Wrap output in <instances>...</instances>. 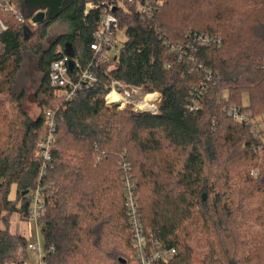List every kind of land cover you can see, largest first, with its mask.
Masks as SVG:
<instances>
[{
    "label": "trees",
    "instance_id": "1",
    "mask_svg": "<svg viewBox=\"0 0 264 264\" xmlns=\"http://www.w3.org/2000/svg\"><path fill=\"white\" fill-rule=\"evenodd\" d=\"M158 2L151 21L115 14L126 32L118 57L95 67L97 83L67 102L51 88L50 68L63 53L85 65L93 59L90 45L101 10L88 15L85 10L101 0H18L27 21L45 13L36 30L4 18L0 264L28 259L27 238L10 232L11 218L17 213L27 221L30 196L23 194L41 185L46 264H138L125 202L127 177L137 187L148 248L177 249L169 264H264V132L255 133L228 113L237 108L253 121L264 115V0ZM58 22H67L69 33L44 47ZM199 35L218 42L201 47ZM190 36L193 52L187 48ZM28 51L42 76L37 90L44 110L34 120L22 105L25 92L17 91ZM206 70L214 78L210 84ZM112 81L145 94L162 93L160 113L107 109ZM204 82L206 92L198 97ZM196 96L203 107L193 113L189 105ZM46 111L55 112L57 128L51 163L41 178L44 162L36 144L46 134ZM13 185L17 201L12 202ZM198 229L206 236L198 247L206 251L199 263L191 243Z\"/></svg>",
    "mask_w": 264,
    "mask_h": 264
},
{
    "label": "built area",
    "instance_id": "2",
    "mask_svg": "<svg viewBox=\"0 0 264 264\" xmlns=\"http://www.w3.org/2000/svg\"><path fill=\"white\" fill-rule=\"evenodd\" d=\"M18 0H0V36L7 31L8 26L4 18L9 15L20 25L28 23L32 27H36L38 24H34L32 20L25 19L23 12L17 5ZM160 3L158 0H101L100 4L89 3L86 5L85 15H88L93 10H101V18L98 22L97 32L94 34V39L91 47L93 59L85 65L82 60L75 58L72 54H62L61 57L55 60L50 68V86L55 89L58 96L65 102L72 101L77 94H79L84 87H91L98 81V76L93 72L95 67H99L101 63H107L111 58H117L120 53L121 40L119 36L122 32L126 35L124 30H120V22L118 16L115 14L120 12L134 13L139 15L143 21H151L155 18ZM197 42L201 47L216 44L218 41L212 36L199 35L196 37ZM195 40L190 39L187 48L192 52L195 51ZM182 50L180 49L176 51ZM203 69V68H202ZM206 82L210 84L214 81L212 72L205 71ZM202 89L199 90V96L206 92L207 85L204 82ZM120 88L122 90H120ZM144 93L142 89L122 85L118 82L112 81L110 84V91L105 96L104 102L107 109H117L123 111L126 108H130L134 112H149L152 115H157L164 104V100L160 94L159 97L146 101L147 97H152L154 94L145 95L140 99L141 94ZM111 94H116L119 100L108 101ZM145 94V93H144ZM197 96L192 99V104L189 105L191 112H197L203 107L202 99ZM162 101L159 106L156 105L157 101ZM228 113L238 123L249 124L253 131H259V126L256 120L253 121L246 113L241 112L237 108L228 109ZM54 111H46L44 115L46 134L38 141L36 148L38 150V156L43 160L44 164L41 169V178L45 173L47 166L51 163V154L53 151V144L55 142V131L57 128V119ZM253 176L257 175V172H252ZM40 178V179H41ZM3 181L0 180V195L1 186ZM125 202L127 207L128 216L130 218V225L133 231L132 245L136 250L138 264H169L173 261L177 255L176 248L163 247L158 244L156 250H150L146 242V233L143 230L141 224V216L139 206L137 202L136 192L137 187L135 182L129 177L125 178ZM45 187L38 186L34 190L29 191L27 195L30 196V209L27 224L33 226V233L30 235V239L27 238V255L28 259H31L34 264H46L45 256L46 252L41 247V231L45 226L46 220L44 219L46 208L44 205L45 200ZM54 252V248H51Z\"/></svg>",
    "mask_w": 264,
    "mask_h": 264
},
{
    "label": "rangeland",
    "instance_id": "3",
    "mask_svg": "<svg viewBox=\"0 0 264 264\" xmlns=\"http://www.w3.org/2000/svg\"><path fill=\"white\" fill-rule=\"evenodd\" d=\"M39 26L36 25V27H33L34 30H36ZM48 37L47 40L45 41L44 47L50 46L51 42L54 41L58 36L65 35L69 33V25L67 22H58L54 25L51 26L49 29ZM119 40H121V43L126 40V36L124 32H122L119 36ZM37 68V59L36 57L28 51L25 57V64L23 65V69L19 74V78L17 80V85H18V93H23L25 92L26 96L22 102V105H25V110L28 113V116L31 119H35L39 117V114L44 110V107L41 106L40 104V99L38 97V85L41 83V73L36 69ZM154 93H159L162 95L160 92H154ZM145 95L142 93L140 96V99H142ZM160 96V95H159ZM243 105L244 106H249V98L248 95H243ZM163 99V96H162ZM162 101H157L156 105L159 106ZM14 111V110H13ZM119 111V110H118ZM258 126H259V131L264 132V115L261 117H258L256 120ZM255 133H258V131H255ZM264 140V137L262 138ZM12 193L10 195V200L17 201V191L16 187L13 185L11 189ZM11 228L10 232L12 234H22L26 236L28 239H30L31 233H33L31 230H33V226L27 224L25 221L20 220V216L17 213H14V215L11 218ZM194 230L195 227H191ZM206 239V236L203 233H200L199 229L195 234L193 235V241H191L192 245L194 246V257L195 260L199 263L202 261L204 258L202 255L206 253L204 248H200L204 243V240ZM45 240L44 236H41V247L45 251L44 248ZM19 253H17V256L19 257ZM25 264H34L31 259H27L25 261Z\"/></svg>",
    "mask_w": 264,
    "mask_h": 264
},
{
    "label": "water",
    "instance_id": "4",
    "mask_svg": "<svg viewBox=\"0 0 264 264\" xmlns=\"http://www.w3.org/2000/svg\"><path fill=\"white\" fill-rule=\"evenodd\" d=\"M45 13L44 12H38L35 17L33 18V23L34 24H40L42 23L43 21H45ZM29 193V191L27 190V192H25L23 194V196H27V194Z\"/></svg>",
    "mask_w": 264,
    "mask_h": 264
},
{
    "label": "bare ground",
    "instance_id": "5",
    "mask_svg": "<svg viewBox=\"0 0 264 264\" xmlns=\"http://www.w3.org/2000/svg\"><path fill=\"white\" fill-rule=\"evenodd\" d=\"M159 95H160L159 93H156L152 97H147L146 101L153 99V98L155 99V98L159 97ZM113 100H115V101L119 100V97L116 94H111L110 97L108 98V101L110 102Z\"/></svg>",
    "mask_w": 264,
    "mask_h": 264
}]
</instances>
